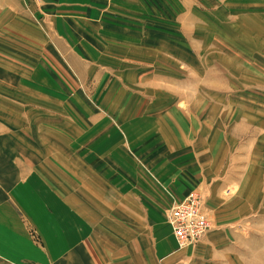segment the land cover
<instances>
[{
	"label": "crops",
	"instance_id": "obj_1",
	"mask_svg": "<svg viewBox=\"0 0 264 264\" xmlns=\"http://www.w3.org/2000/svg\"><path fill=\"white\" fill-rule=\"evenodd\" d=\"M212 1L239 31L237 15L264 18L252 0ZM192 3L175 12L155 0H0V264H264L251 250L259 225L247 223L264 197V142L234 153L264 118L246 129L255 119L233 96L202 95L187 109L195 93L181 90L204 71ZM13 34L28 41L20 52ZM13 52L18 70L5 60ZM168 189L207 198L210 228L196 246L173 239Z\"/></svg>",
	"mask_w": 264,
	"mask_h": 264
},
{
	"label": "rangeland",
	"instance_id": "obj_2",
	"mask_svg": "<svg viewBox=\"0 0 264 264\" xmlns=\"http://www.w3.org/2000/svg\"><path fill=\"white\" fill-rule=\"evenodd\" d=\"M20 1L21 3H23V6L26 8L27 4L25 3H27V0H20ZM155 1L157 2L162 1V2H165L167 5L170 3L173 7V11L175 12H179V10L181 11L182 10L181 7L184 4V3L181 4V0H155ZM189 1H193L192 3L193 7H188L187 10L192 11L193 14L198 19V21H196L198 31L194 30L192 32V36L199 35L200 38L196 42L199 46V49L200 48L203 49L202 51L203 56L199 54V62L202 63L204 71L199 74V77L202 76L200 78L202 79L204 76L203 74H205V76H204V82L198 79L197 85L195 83L192 86L193 89H185L187 91L181 90V94L182 92H184L189 96H190V93L192 94L195 93V95L193 96L194 99L191 100L187 104V109H189L188 107L192 108L191 103L195 102V99L201 97L202 95L204 97L216 96L220 98L225 97V96L232 98L233 96L234 97L233 100L235 102H238L237 107L239 106L238 107L239 111L243 112V114L247 112L250 114L251 118L255 119L252 121L253 123L251 126L246 121L244 122L246 129L251 127L252 131L253 130L257 131V129L260 128L259 125H261L259 121H262L264 118V56H263L264 28L262 30L263 37H259V34L255 33L254 31L258 30V27L262 25L264 26V18L258 21L260 23L258 24L257 22L255 23L254 16H258L260 11L256 12L254 13V15L251 14V16H253L254 18L253 23L248 24L247 19L243 21V18L240 15H237L238 16L237 21L240 22V27L247 30L248 32L246 33L245 31H241L242 28L240 29V31L238 30V24L234 25V24L227 23L228 15L226 12L229 9H226V10H224L223 8L215 9V7L213 6L212 0H189ZM260 1H262L263 3L259 4L258 2ZM252 2H255L254 5H257V7L260 6L259 9L264 11V0H252ZM164 6L166 7V5ZM13 8H17V7L16 6L13 7V4H11L10 9L12 10ZM224 8H228V7H224ZM167 9L168 8L166 7V11ZM245 9L247 8L245 7ZM151 13L153 15L154 14L156 15V20L158 21H159V18L160 17L162 18L163 17L162 15H164V13L162 12V7L161 5L159 6V4H157L156 7L155 6L153 7ZM218 14L221 16V17L219 16L220 18H218ZM29 18L32 20V17H29ZM249 18H252V17H249ZM33 19H35V17H33ZM189 19H191V21L193 20L191 16H189ZM234 19L236 20V16ZM39 25H40V29H42L43 23ZM146 25H147L146 23L143 24L144 27H147ZM194 27L196 28L195 25ZM251 28L253 30H250ZM171 31L174 35L178 33V31H175V30H171ZM215 35H220L222 38L220 39H216L217 37L213 38L212 36H215ZM243 35H245L246 38ZM14 38H18V37H16L14 34L12 35V38H10L11 39L10 46L12 50H14V52L15 51L20 52V50L23 49L25 45H27L28 41L25 39L20 40V39H14ZM2 44H3V40L1 39L0 48L1 46H3ZM229 49L231 50L229 51ZM14 52L8 55V57L6 56L5 60H8L9 58L10 64L13 67L12 69L18 70L20 67V57L14 54ZM36 57L37 56H34V58ZM32 58H33L32 55L28 56L27 63H28L29 68L30 66H33L35 63L34 61H33V64L30 63V60ZM143 58H147V57H143ZM228 58H231V59H228ZM6 63H8V61H6ZM229 68L232 69V71ZM246 69H248V71L243 72V70L246 71ZM205 70H210V71H205ZM173 73H174V70H173ZM243 75H245L244 78H247L249 76L251 78L250 80L251 83L248 84V80L242 79V77H240ZM207 76H209V78ZM172 77L175 78L173 79V81L176 85H180V87L185 85L181 83L182 81H186L187 77H183V76L180 77V75H178V78L175 77L174 75H172ZM189 78L190 80L193 81L191 77ZM216 80H218L219 82L218 85H220V88H223V89H220V88L217 89L210 85L207 86V83L211 81L216 82ZM190 85H191L190 83L186 84V86H190ZM196 88L198 91L197 93H196ZM9 91L12 92L11 94L12 96H14V98L19 96V95L17 96V94L13 92L11 89H9ZM1 104L3 106H9V107L12 106L10 103H8V101H3V103L1 102ZM211 104L212 103H206L205 106L208 107ZM187 109L182 108V110L184 111ZM249 114H247V116H249ZM240 120H241L240 115L237 114L235 123H237ZM108 122H110V126H115L114 121H112L111 119H109ZM232 122H234V120L231 121V124ZM241 122L242 121H240L239 123ZM228 126L229 124H227L226 128ZM260 132H257V136L253 135V132H252V135L248 134L244 138H242L243 136L241 137L238 136L236 139V143L238 146L236 150H234V153L237 155H240L242 153L243 148L245 147V144H247L249 140H251V142L249 143L247 147H245L246 152L249 146H251L252 148V144L258 145L261 143V140L263 143L264 141H263L262 135H264L263 134L264 132L263 131H260ZM142 139L143 138H141V140ZM254 140H255V143H254ZM239 144L240 146L242 145L241 149L239 148ZM261 145L263 146H261V151H259V153H262L264 155V144H261ZM231 155L233 154L231 153ZM261 158L262 160L264 159L263 157L259 156V159ZM232 166H235V164H231V170H232ZM235 174L236 173H234V175ZM262 178H263L262 193H264V175L263 174H262ZM229 189L228 190L226 189L224 191V195L228 194ZM190 191L196 192L201 197L202 203H203V209L209 216V211H208L209 209L207 207V198L199 190H190ZM232 191L233 190L229 192L231 193ZM169 197L172 198V201L170 202L167 209L170 208L174 203L181 201V200L176 199L175 194L170 190H169ZM222 203H223V200H222ZM251 205H253V209L255 210L253 211V209H251V215L247 223H250L252 221L253 224L259 225L257 227L259 228V231H253L252 237H253V240L260 241L259 243L260 247H256V244L253 245V248L251 249L253 252L252 256L256 255V257L258 258V255L261 254V259H262L261 261L264 262V197L255 196L254 200L251 202ZM256 236L259 237L257 240H256ZM199 241L196 244H193L185 248L196 246L199 243ZM185 248H182V249H185Z\"/></svg>",
	"mask_w": 264,
	"mask_h": 264
},
{
	"label": "built area",
	"instance_id": "obj_3",
	"mask_svg": "<svg viewBox=\"0 0 264 264\" xmlns=\"http://www.w3.org/2000/svg\"><path fill=\"white\" fill-rule=\"evenodd\" d=\"M166 222L179 247L195 244L209 229L201 197L190 193L166 211Z\"/></svg>",
	"mask_w": 264,
	"mask_h": 264
},
{
	"label": "bare ground",
	"instance_id": "obj_4",
	"mask_svg": "<svg viewBox=\"0 0 264 264\" xmlns=\"http://www.w3.org/2000/svg\"><path fill=\"white\" fill-rule=\"evenodd\" d=\"M165 218H166V217H165ZM207 218H208V221H209V217H208V216H207ZM166 223H167V222H166ZM167 225H168V224H167ZM209 228H210V221H209ZM208 231H209V229L205 232V234L202 236V238L208 233ZM171 233H172V232H171ZM172 236H173V235H172ZM202 238H201V239H202ZM174 240H175V239H174ZM198 241H199V239H198ZM198 241H197V242H198ZM175 242H176V241H175ZM197 242H196V243H197ZM196 243H195V244H196ZM176 244H177L178 249H182V248H185V247L191 246V245H185V246H183V247H179V246H181V245H179V243H177V242H176ZM178 245H179V246H178ZM192 245H193V244H192Z\"/></svg>",
	"mask_w": 264,
	"mask_h": 264
}]
</instances>
